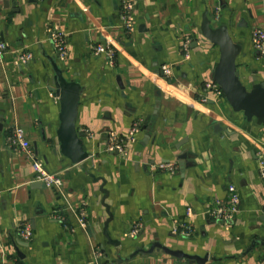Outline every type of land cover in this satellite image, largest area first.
Wrapping results in <instances>:
<instances>
[{"label":"crops","instance_id":"obj_1","mask_svg":"<svg viewBox=\"0 0 264 264\" xmlns=\"http://www.w3.org/2000/svg\"><path fill=\"white\" fill-rule=\"evenodd\" d=\"M124 1L134 3L133 32L123 22ZM206 11L214 27L225 24L234 40L243 38L242 82L240 57L254 58L259 69L251 84L255 77L264 82V58L251 41L253 30L264 28V0H0V38L8 44L0 62V264H97L96 250L122 264H197L158 250L131 257L156 240L209 254L206 264H264V244L243 255L254 238L264 240V124L247 121L213 94L205 100L220 56L199 32ZM58 31L66 36L65 57L53 42ZM100 43L115 48L114 63L92 52ZM26 50L35 58L23 65L19 54ZM164 66L170 73L161 74ZM55 67L83 88L77 128L93 156L77 165L59 152L61 106L50 90ZM17 126L63 179L85 225L66 208L59 188L38 180L32 160L11 144ZM112 136L125 140L126 156L110 149ZM162 163L177 170H161ZM104 182L118 247L102 233ZM230 184L240 195L238 212L226 222L209 218L218 200H229ZM189 220L193 236L175 233L177 223ZM27 226L28 241L21 235Z\"/></svg>","mask_w":264,"mask_h":264},{"label":"water","instance_id":"obj_2","mask_svg":"<svg viewBox=\"0 0 264 264\" xmlns=\"http://www.w3.org/2000/svg\"><path fill=\"white\" fill-rule=\"evenodd\" d=\"M199 32L204 38L219 48L220 56L213 69L211 80L223 90L227 103L234 112L242 113L247 121L252 122L255 120L258 124H264V82H259L257 77H255L251 88H248L242 82L238 70L237 59L243 52V38L237 41L234 40L230 34L229 27L225 24L214 27L208 11L203 14ZM260 56L264 58V55ZM161 74L165 75L164 72ZM50 83V90L59 98L61 106L57 128L59 152L65 158H68L71 164H80L93 156L84 142L85 134L77 128L83 88L78 82L69 79L59 67H55ZM215 129L219 130L221 126L216 125ZM115 152L118 153L117 150ZM179 158H186V154L181 155ZM101 191L104 194L102 204L106 208L108 215L103 223L102 233L108 245L118 247L121 242L112 237L109 228L114 216L109 204L106 202L109 191L105 188V182L101 186ZM262 221L264 222V217ZM263 233L264 231L262 232L261 230L260 234ZM257 243L264 244V240L254 238L251 246L243 255L252 251ZM155 250L162 251L181 261L184 259L188 260L190 263L206 264L210 259L209 254L204 256L188 254L182 250H175L165 246L158 240L153 242L149 249H137L131 257L140 253L151 254ZM103 251L105 253V250ZM18 254L23 257L19 250ZM213 260L218 259L213 258ZM101 262V260L97 261L98 264ZM120 262L122 263L123 260H120Z\"/></svg>","mask_w":264,"mask_h":264},{"label":"built area","instance_id":"obj_3","mask_svg":"<svg viewBox=\"0 0 264 264\" xmlns=\"http://www.w3.org/2000/svg\"><path fill=\"white\" fill-rule=\"evenodd\" d=\"M134 3L131 1H124L122 4V18L125 25V28L129 32H133L135 29V21H134ZM53 42L56 47V50L59 52L61 57H65L68 55V46L66 42V36L63 32L58 31L52 34ZM252 46L255 51L259 52L261 55H264V28H255L251 37ZM185 50L189 49V44L185 43ZM8 52V44L5 40L0 38V62L3 61L5 55ZM92 52L96 55L104 54L108 57L110 63H114L116 58V50L110 43L106 44H96L92 47ZM33 52L26 50L19 54V61L23 65L29 64L34 59ZM189 58V55H187ZM164 74L170 73L169 67H163ZM209 94L214 95V100L225 101V95L223 90L220 88L218 84L214 81H209L205 84L204 98L205 100L211 98ZM213 99V97H212ZM138 128L133 129L131 132V139L134 140L135 133ZM9 140L12 145L15 146L16 149L20 151H24L28 158L32 160V164L34 170L36 172L37 179L44 183L46 186H56L61 191V194L66 200V208L71 210L75 215L78 216V219L81 224L85 225L84 213L79 212L73 206V204L68 200L67 194L64 189V182L61 177L57 174L50 172L45 163L39 159L31 145V142L27 138L26 131L24 128L17 126L15 127L11 136H9ZM111 150H117L120 154L126 156L128 154L126 142L123 139L116 138L115 136L111 137ZM158 168L161 170H165L167 172L175 173L177 170V166L174 163H162L158 165ZM259 172L264 181V155L260 157L259 161ZM228 190L230 192V198L227 202L218 200L214 206L208 210V216L215 221H228L232 219L235 214L238 212V204L240 202V195L238 193L237 187L234 184H230L228 186ZM193 209L189 207L187 209V216L192 217ZM175 233L183 237H191L195 233V229L192 223L189 221L179 222L175 225L174 229ZM21 235L25 240H30L32 238V231L30 227H25L21 230ZM98 260L102 262L100 264H122L121 262H117L115 260L110 261L108 258H103V253L100 250H96L95 252ZM98 264V263H97Z\"/></svg>","mask_w":264,"mask_h":264},{"label":"rangeland","instance_id":"obj_4","mask_svg":"<svg viewBox=\"0 0 264 264\" xmlns=\"http://www.w3.org/2000/svg\"><path fill=\"white\" fill-rule=\"evenodd\" d=\"M243 54V53H242ZM240 62H241V71H242V75L245 79L246 82V86L248 88H251V78L253 75H255L256 73H259V69H256V64L254 63L255 60L252 57H249L248 61H243L244 59L242 57H240Z\"/></svg>","mask_w":264,"mask_h":264}]
</instances>
